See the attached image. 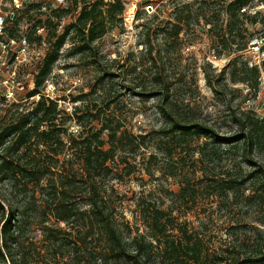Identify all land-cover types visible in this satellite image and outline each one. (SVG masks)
<instances>
[{
  "label": "rangeland",
  "instance_id": "374dc122",
  "mask_svg": "<svg viewBox=\"0 0 264 264\" xmlns=\"http://www.w3.org/2000/svg\"><path fill=\"white\" fill-rule=\"evenodd\" d=\"M120 1L124 13L92 44L90 52L81 53L75 50L80 39L72 28L83 6L81 0H0V34L9 14L17 20L16 27L14 20L7 24L17 38L5 45L1 41L6 40L0 41V107L8 108L14 102L28 106L35 101L26 97L35 88L37 66L55 48L57 35L70 27L44 92L58 99L59 107L67 112L59 126L60 136L67 141L70 134L79 139L91 129L101 128L97 120L84 119L83 127L78 116L72 117L75 106H83L79 115H85L92 105H96L94 113L102 111V117L113 120L114 125L121 123L120 131L138 137L139 145L133 146L122 139L114 160L107 163L110 171L98 178L108 187L110 215L128 251L134 249V239L146 245L153 241V248L146 246L147 264H169L148 224L149 209L158 207L177 219L167 232L169 240L185 241L186 230L193 241L200 242V264H264L256 260L264 258V172L256 169L264 164V151L258 159L256 150L251 156L248 148L244 151L242 140H235L241 133L240 119L264 116V0H253L246 7L249 15L258 11V17L243 16L237 24L249 41L245 51H239L238 29L235 38L230 33L225 6L231 0H149L148 5L145 0ZM53 6L66 13L49 24L51 27H40L51 16ZM182 8L190 18L181 22L177 36L171 30L166 37L164 28L179 23L176 16ZM55 23H59L56 31ZM252 65L261 66L258 88L241 81L247 74L245 66ZM156 72L170 86L168 105L176 114L190 116L215 136L192 132L164 135L166 118L159 106L166 93L153 95L148 90L144 95L134 94L137 86L150 87ZM8 87H16L20 95L5 96ZM20 96L25 100L20 101ZM77 97L81 100L74 102ZM58 158L64 166L74 159L66 146ZM40 195L38 190L36 196ZM8 197L13 206L19 204ZM82 201L79 207L89 209ZM41 210L20 225L15 261L8 256L6 263L85 264L87 246L81 237L87 226L57 222ZM99 231L96 226L88 237L91 252L99 255L89 262H115L108 258L109 244ZM221 258L228 262H220ZM119 263L132 264L129 260Z\"/></svg>",
  "mask_w": 264,
  "mask_h": 264
},
{
  "label": "trees",
  "instance_id": "16d2710c",
  "mask_svg": "<svg viewBox=\"0 0 264 264\" xmlns=\"http://www.w3.org/2000/svg\"><path fill=\"white\" fill-rule=\"evenodd\" d=\"M81 2H83V6L80 15L76 23L72 24V28H75L80 39L79 43L75 45V50L83 53L90 52L93 48L91 47L92 44H95L96 41L101 40L106 35L110 29V24L117 21L125 9L120 0H81ZM252 2L253 0H231L225 6L230 17L231 36L235 38L233 34L238 29L237 35L241 38L239 51H245L249 41L244 40L246 35H244L241 28L237 27L238 22L241 21L243 16L256 18L259 15L258 11L252 15L247 13L246 7ZM144 4L148 5L149 0H145ZM50 10L49 15L51 16L47 17L40 27H51L49 24H52L56 18L66 13L64 8L60 6L50 7ZM184 12V8L177 11L176 19L179 23L164 28L166 37L171 36V30L174 31L175 36L178 35L181 22L190 18L187 15L185 17ZM13 16V14L8 15L3 33L0 34V41L6 40L1 41L3 45L17 38L14 31L7 28L8 22L13 20L16 27L17 20L15 21ZM4 21L3 19L2 23ZM58 26L59 23H55V31ZM70 32V27H66L60 35H57L55 48L37 66L34 77L35 88L26 97L27 101H31V98L34 97L35 101L28 106L23 102H14L8 108L0 107V226L3 222L2 227H0V264H7L6 257L8 256L11 257L13 262L15 261L14 250L19 244L20 225L31 218V214H35L39 209H42L41 212L44 214H52L57 222L68 224L77 222L87 226V233L84 237H81L82 242L85 243L84 247L87 246L82 259L85 264H91L90 259H97L99 256L95 257L88 246V237L90 234H94L96 226L99 227V234H104L107 238L109 244L107 248L108 258L115 261L110 264H120L119 262L122 260H129L132 264H147L149 255L146 250H148V247H154L153 241L146 245L142 241L138 242L134 239V249L131 252L128 251V246L123 241L120 230L110 215L106 197L108 187L106 188L99 181V179H102L100 175L110 171L107 163L114 160L118 148L123 145L122 139L127 138L126 144L133 146V144H137L138 137L131 136L127 130L120 131L122 128L121 123L114 125L113 120L108 119L106 116L102 117V111L97 110L94 113L93 107L96 105H92L90 108L87 106L88 112L85 115H79L80 111H84L83 106H75L72 117L78 116V122L81 126H83L82 121L84 119L97 120L101 122V128L96 130L93 128L89 134L81 136L79 139L74 134H70L69 141H67L60 136L62 129L59 127L63 122V115L67 112L59 107L58 99L46 96L44 92L46 79L54 62L59 58L60 47L65 43ZM150 53L152 54L151 49ZM245 68L247 74L241 81L249 87L255 85L258 88L261 66L252 65L251 67L245 66ZM150 80V87L137 86L139 90H136L137 87H135L134 94L144 95L148 90L151 91L148 94L153 95L166 93L162 99L163 106H159L162 115L166 118L164 135L177 132L185 135L192 132L204 134L208 137L215 136L211 133V129L196 123L190 116L183 115V113L176 114V110L168 105V102H170L168 97L170 86L162 80L160 73L156 72ZM3 94L5 95V93ZM19 95V93L16 94V96ZM36 96H39V98L35 99ZM24 98L21 97L20 101L25 100ZM6 100L7 98L3 96L2 103H5ZM79 100H81L80 97H77L74 102ZM247 119L242 121L240 119L239 130H241V133L235 140L238 142L242 140L244 151L248 148L251 156L253 150H256L258 159H260L264 151V116L256 120L247 116ZM64 130L66 131V129ZM80 135L81 132L78 136ZM217 140L220 141V139ZM106 145H109L108 148H106ZM65 146L72 151L74 157V159L67 160L66 167L58 158ZM73 161L78 162L79 165L76 167ZM249 162L254 161L249 158ZM58 169L60 170L58 171ZM256 169L264 172V164H258ZM38 190L41 193L40 197L36 196ZM8 195L13 199H17L19 204L13 206ZM81 199H83L82 202L88 203L89 209L79 207L78 203ZM42 200L44 201L41 202ZM149 213L151 216L148 224L151 232H153L152 236L157 238L158 241L156 242H159L157 247L161 248L163 258L169 264H200L202 261L200 242L193 241V236L188 235L186 230H183L186 234L185 241L180 239L178 241L169 240L167 232L172 230L170 226H173V222L177 219L171 216V213H169L171 215H167L166 211L158 207L149 209ZM163 237L166 242L164 247L160 242ZM219 260L220 262H228L227 258ZM256 260L264 261V258ZM244 263L248 262L243 261L242 264ZM229 264L234 263L230 261Z\"/></svg>",
  "mask_w": 264,
  "mask_h": 264
},
{
  "label": "built area",
  "instance_id": "2783aa9c",
  "mask_svg": "<svg viewBox=\"0 0 264 264\" xmlns=\"http://www.w3.org/2000/svg\"><path fill=\"white\" fill-rule=\"evenodd\" d=\"M3 21V20H2ZM17 89L16 87H8L7 91L5 92V96H9V97H14L17 94ZM39 97V96H38Z\"/></svg>",
  "mask_w": 264,
  "mask_h": 264
}]
</instances>
